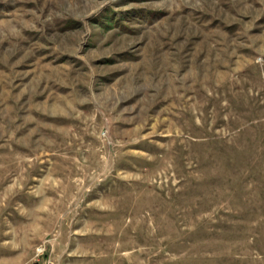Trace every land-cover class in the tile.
Returning <instances> with one entry per match:
<instances>
[{
	"label": "rangeland",
	"instance_id": "obj_1",
	"mask_svg": "<svg viewBox=\"0 0 264 264\" xmlns=\"http://www.w3.org/2000/svg\"><path fill=\"white\" fill-rule=\"evenodd\" d=\"M0 264H264V0H0Z\"/></svg>",
	"mask_w": 264,
	"mask_h": 264
}]
</instances>
